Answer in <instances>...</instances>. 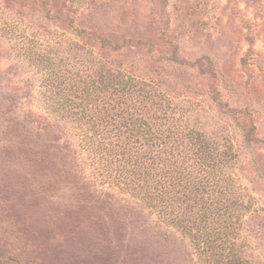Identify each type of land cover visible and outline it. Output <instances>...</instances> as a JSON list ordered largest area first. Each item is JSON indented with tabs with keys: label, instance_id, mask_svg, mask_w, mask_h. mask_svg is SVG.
<instances>
[{
	"label": "rangeland",
	"instance_id": "374dc122",
	"mask_svg": "<svg viewBox=\"0 0 264 264\" xmlns=\"http://www.w3.org/2000/svg\"><path fill=\"white\" fill-rule=\"evenodd\" d=\"M264 264V0H0V264Z\"/></svg>",
	"mask_w": 264,
	"mask_h": 264
},
{
	"label": "trees",
	"instance_id": "16d2710c",
	"mask_svg": "<svg viewBox=\"0 0 264 264\" xmlns=\"http://www.w3.org/2000/svg\"><path fill=\"white\" fill-rule=\"evenodd\" d=\"M234 264H244L242 260H234Z\"/></svg>",
	"mask_w": 264,
	"mask_h": 264
}]
</instances>
